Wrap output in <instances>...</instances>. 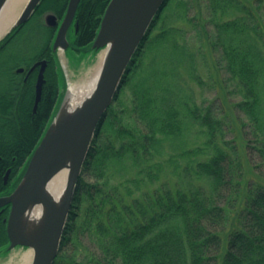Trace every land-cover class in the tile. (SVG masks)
<instances>
[{
	"label": "trees",
	"instance_id": "1",
	"mask_svg": "<svg viewBox=\"0 0 264 264\" xmlns=\"http://www.w3.org/2000/svg\"><path fill=\"white\" fill-rule=\"evenodd\" d=\"M109 2L81 0L77 45L87 46L77 50L79 57L97 51L92 40ZM57 4L43 0L30 21L47 12L61 17ZM207 15V24L194 25L193 44L183 39L186 46L177 39L185 34L174 26L162 25L153 35L155 19L124 83L128 103L109 109L93 141L55 264H264V0H208ZM27 24L0 42V56ZM39 27L43 44L33 56L0 62L2 195L22 180L63 98V72L49 48L53 29ZM43 57L49 65L34 111L35 80L24 82L15 69ZM201 70L211 72L216 90L210 104H198L182 87L185 71L203 83ZM218 84L237 96L233 117L225 113L228 96L216 102ZM195 126L202 141L191 146ZM128 167L134 176L110 184L112 174ZM8 215V209L0 212V257L10 251ZM84 237L98 248L89 263L70 254Z\"/></svg>",
	"mask_w": 264,
	"mask_h": 264
},
{
	"label": "water",
	"instance_id": "2",
	"mask_svg": "<svg viewBox=\"0 0 264 264\" xmlns=\"http://www.w3.org/2000/svg\"><path fill=\"white\" fill-rule=\"evenodd\" d=\"M9 0H0V14ZM168 0H110L102 17L100 29L93 39V49L107 51L96 87L89 98L77 109L67 105L69 87L59 109L49 125L39 146L33 153L25 174L17 188L8 196L0 197V208L11 205L7 223L9 249H32V264H54L61 249L66 225L84 165L93 141L107 113L118 97L138 50L149 30ZM42 0H28L17 20L0 42L16 28L27 23ZM80 0H70L65 18L58 30L53 50L66 51L67 34L75 18ZM48 23H56L50 14ZM40 66L36 82L34 111L41 101L47 60L37 62L30 75ZM19 68L18 72H24ZM67 171V183L60 202L48 191L51 181ZM32 209L43 213L41 226L34 232L28 230L25 216Z\"/></svg>",
	"mask_w": 264,
	"mask_h": 264
},
{
	"label": "rangeland",
	"instance_id": "3",
	"mask_svg": "<svg viewBox=\"0 0 264 264\" xmlns=\"http://www.w3.org/2000/svg\"><path fill=\"white\" fill-rule=\"evenodd\" d=\"M22 11V9H21ZM20 11V12H21ZM208 0H168L167 4L163 7V9L160 11L158 17L160 18L158 22V27L156 30H154L153 35L157 34L162 25H166L167 27L174 26L176 28L182 29L183 33L185 34V37L183 35H178L177 39L180 41L181 45H185L182 41L183 39H186L187 43L188 40L191 39V44H193V38H194V30L195 24H198L200 27H203L205 24H207L208 21ZM50 14H46L45 16H42L39 18V23H45V21H48ZM39 43V45H37ZM195 43V42H194ZM43 44V31L39 27V24L36 20L30 21L15 37L14 42L10 45L8 49V53H4L2 56H0V62L4 58H6L5 61L9 60H21L24 58H29L33 56L38 49ZM206 46V45H205ZM207 48V47H205ZM207 54H209V50H205ZM104 53V50H101L100 52L96 53L95 55L92 54L90 57L80 56L76 53L69 54L67 53V56L65 55L64 51L59 52L60 56V66L63 67L65 75L67 77V86H70L73 83H79L80 81H83L84 78L91 75L92 70L96 67V65L99 62L100 56ZM8 56V57H7ZM10 58V59H9ZM87 58V59H86ZM208 62L211 66H213L212 63H214L213 59L211 57H208ZM71 61V62H70ZM214 70V69H213ZM216 71L214 70V74ZM202 74V80L203 83L199 84L191 79L189 73L187 71L184 72L183 79L181 80L183 83L184 88H188L189 91L193 93L194 99L198 102V104L206 102L207 104H210L211 102L215 101L217 94L216 90L213 89L212 84L209 81V76L211 75V72L201 70ZM61 93L63 94L65 90V84L63 74L61 73ZM222 78L226 79L227 74L225 71H223ZM219 87V95H220V101L216 100L218 104H221L222 98L228 96V105L225 106V113L229 116L234 115L232 111V102H234L237 99V96L232 94L230 89L226 88L223 84H218ZM230 88H234L233 84H231ZM229 90V91H228ZM130 96V87L128 85L123 87V90L120 92V95L118 100L116 102V99L113 105H116V109H121L124 103H128ZM231 103V105L229 104ZM123 122L129 123L126 119V117H123ZM198 135V138H197ZM229 138H233L234 135L231 133L228 135ZM202 141V135L200 134V128L199 126H195L190 134L189 137V144L191 146H196L198 143ZM171 148H176V146H172ZM174 152V151H172ZM254 162L256 165H259L261 163L258 153L254 154ZM136 173L133 168H122L118 170L116 173L112 174L109 182L110 184H117L126 179L127 177L134 176ZM171 181H174L176 177L173 175L170 176ZM90 181H93L92 178H88ZM73 251L70 253L71 255H74L76 260L81 263H89L90 260L88 256L90 254L95 253L98 251V248L95 244V242L88 237H84L81 240V243H78L76 245H71ZM32 249H28L26 247H17L8 253L3 254L0 257V264H9L18 262L22 258V256L29 252ZM14 264V263H13Z\"/></svg>",
	"mask_w": 264,
	"mask_h": 264
},
{
	"label": "bare ground",
	"instance_id": "4",
	"mask_svg": "<svg viewBox=\"0 0 264 264\" xmlns=\"http://www.w3.org/2000/svg\"><path fill=\"white\" fill-rule=\"evenodd\" d=\"M27 1L28 0H9L7 2L0 14V38H2L7 33L10 27L17 20L21 9L24 8ZM106 54L107 51L100 56L99 62L92 70L91 75L84 78L83 81H80L79 83H73L70 85L66 101V105L70 110L77 109L89 98V96L94 91L104 64ZM67 175V171L59 173L48 186L49 193L57 202H60L64 193L67 183ZM42 217L43 213H41V210L39 211L37 209H32L29 211V213L24 218L28 230L34 232L37 227H40ZM32 259L33 251L30 250L29 252L25 253L22 258L18 260V262L14 261L13 263L32 264Z\"/></svg>",
	"mask_w": 264,
	"mask_h": 264
},
{
	"label": "flooded vegetation",
	"instance_id": "5",
	"mask_svg": "<svg viewBox=\"0 0 264 264\" xmlns=\"http://www.w3.org/2000/svg\"><path fill=\"white\" fill-rule=\"evenodd\" d=\"M69 2H70V0H58V4H57V6H59L60 5V12H61V14H62V16L61 17H58L57 16V19H58V21H59V26H60V24H61V22L63 21V18H64V16H65V14H66V11H67V9H68V5H69ZM80 2H81V0H80ZM80 4V3H79ZM79 7V6H78ZM78 10V9H77ZM37 12V11H36ZM36 14V13H35ZM46 14V13H45ZM45 14H44V16H45ZM37 22H38V24H39V17H38V19H37ZM59 26H57V23H55V24H53L52 26H51V28L53 29V35H52V38H51V41H50V46H49V48L51 47H53V44H54V41H55V38H56V36H57V32H58V29H59ZM78 33H79V22H78V20H77V17L75 16V18H74V21H73V23L71 24V26H70V28H69V31H68V38H69V41H70V45H69V47H68V49H67V51L69 52V53H72V54H74V53H76V54H80L81 53V51H77V50H81V49H83V48H85L87 45H84V46H78L77 45V41H78V39H79V35H78ZM38 45H39V43H38ZM52 53H53V50H52ZM44 59H46L47 61H49V59L48 58H45V57H43V58H38V59H36L28 68H26V67H24L25 68V71L24 72H22V73H18V68H20V67H18V68H16L15 69V72L16 73H18V74H20V75H22L23 76V78H24V82H27L29 79H32V80H35V86H36V82H37V78H38V75H39V71H40V66H38L30 75H28V72H29V70H30V68L32 67V66H34L37 62H39V61H41V60H44ZM11 173H12V169L11 168H9L7 171H6V173L4 174V176L2 177L3 179H4V184L5 185H7L8 184V181H9V178H10V176H11ZM8 194H5V195H2V193L0 192V197H2V196H7ZM6 209H8V211L10 212V209H11V205H7V206H5V207H3V208H0V212H4ZM6 219V218H5ZM5 219H4V221H5Z\"/></svg>",
	"mask_w": 264,
	"mask_h": 264
}]
</instances>
